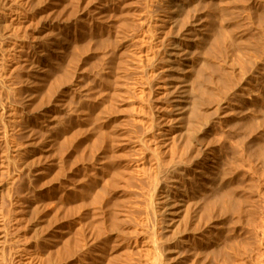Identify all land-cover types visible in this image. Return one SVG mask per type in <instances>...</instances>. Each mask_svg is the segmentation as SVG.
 Returning a JSON list of instances; mask_svg holds the SVG:
<instances>
[{"label": "rangeland", "instance_id": "rangeland-1", "mask_svg": "<svg viewBox=\"0 0 264 264\" xmlns=\"http://www.w3.org/2000/svg\"><path fill=\"white\" fill-rule=\"evenodd\" d=\"M159 1L160 3H158ZM218 2L225 7H223V10H226L225 13L222 11V6ZM119 3L121 4L120 6ZM161 3L164 7H162ZM98 7H105L104 10H106H103L104 12L102 11L101 14H95V10ZM121 8H124L123 12ZM148 8L155 15L160 14L167 8L171 17L174 18L175 22L172 21V23H174L172 28L176 27L177 29L175 28L173 35L170 36L169 42H177L176 40H178L181 35L187 34L188 30L193 28V23L196 25L201 24L204 28L203 32L205 34L198 41L199 44L196 46V49L193 48L196 53L192 49L195 55H191L194 59L198 60V62L193 60L194 65H196L195 70L199 71H194V74L199 76L197 80L198 82H196L195 79L190 81V88L194 91V93L191 91L193 96H196V99H198L199 102L200 100L202 102L199 104V115L204 117L198 116L197 119L200 117L201 121L199 122V120H197L198 129L194 139L191 141L192 143H188L189 147L186 144L187 142L182 144L185 148L181 146L184 148L183 150H186H181L180 155H183V152H185L186 155H183L184 157L181 156L182 158L180 155H177L178 160L175 158V161L177 162H186L188 165L190 164L189 166H193L187 171L188 173L186 172L188 177H186L187 175L185 176L182 174L185 178L181 175V170H179V172L178 170L175 171V177L177 179L173 176L174 172L173 174L169 172V174H172L169 176L168 173L158 175L157 179H159V182L155 179V181L149 183L150 189L149 186L147 187L148 183L146 184L145 181H140L136 175L133 174L135 173L134 168L136 165L140 164L136 161L139 152H137L138 150L134 145L135 143L133 144L134 146L131 144V146L121 149L123 145L122 143L127 139L132 140V142H134L133 139L136 140V138H134L136 137V135H134L136 134V131L138 134L137 136L142 134L141 124L134 121L133 116L136 113L134 112V115H132V112V116L129 115L133 109H137L135 107H137L138 95L136 96V94L138 89L141 86L148 88V84H145L146 82L144 80L139 79V81L141 80V83H134L138 80V76H135V74L132 73L137 68L135 63L130 62L133 67L131 65L128 66L130 70L125 77V82L131 86L134 91H131L130 97L126 95H120V97L116 96L118 99L116 101L113 99L112 104L115 103L116 107H121V109L116 108L115 104H111L106 114H109V111H111L114 116L112 117L111 113L109 114L111 118L109 115H105L107 118L109 117L111 119L109 120L114 123V127L118 126L115 127V131L117 129L119 130H117L118 132H115L116 134L114 133L119 140L112 138L114 141L116 140V142H120L119 144L113 143V153L112 150L111 152L108 150V144L110 142L109 138L106 139L105 137L103 141L102 139L99 140L102 142H99L98 139H96V135L94 134L97 132L96 128L98 125L91 119L92 117H88L89 113H91V116H94L100 109V106H95L100 98L98 97L99 93L97 92L99 89H94L95 91L92 90V93H88L90 85H93L96 80H99V83L103 85V90L106 89L108 85L106 80L111 77L108 72L113 73L121 69L122 58L117 56L118 53L116 52L115 27L118 28L123 26L125 28L128 26L129 28V24H134V22V26H136L135 28L138 27L135 29L130 26L132 27V30L133 28L135 29L133 32H136L135 37L138 38H135L136 41L134 40L132 46L131 42L128 43L129 50L132 47L130 50V52H132L130 53L129 61L134 60L135 62L133 56L137 55L138 48L142 47L137 40L140 36L147 35V32H145L146 30H141V21L146 19V13L149 12ZM6 9H8V11ZM172 9L175 10L176 13L171 12ZM118 10H121L122 16L126 15L128 17L125 16L126 19L124 17L120 18V12ZM124 11H126V13H124ZM142 12L146 15H140L143 14ZM152 12L151 14H153ZM130 13L133 14V17H130ZM82 14H85L86 21L81 22L82 24H77L78 18ZM117 15H119V18H117ZM129 17L130 20L132 21L133 19L134 22L126 24V20H129L127 19ZM141 17L142 19L139 21ZM184 19H186V21H184ZM5 21L9 25H12V28H10L12 30L7 32L0 26V105L4 106L5 109L7 108V110H14L16 116L14 115L13 118L16 120L13 119V122L9 123L10 125L8 124V126H10L6 127L8 129L4 127L5 125L0 123V132L6 134L2 135V140L0 139V182L3 184L9 183V185L6 186L2 183L1 184L3 188H9V195L13 197L12 199L9 198L7 192V198L10 199L9 201H14L11 203L6 198V201H4L6 202V205H4V203L2 204L4 205L2 207V212H4L5 215L8 213V215H6V220L8 222L6 223H11V227L8 225L10 227H8L10 232H17V234L22 233L25 241H28L29 239V243L26 242V244L30 251L32 249L31 252H33V254L40 256L42 259L40 264H54L52 263V259L54 258L49 256V254H46L48 252V244L53 245L55 249H58L62 253V255L63 253H66V249H64L66 247L64 245V239L69 236V234H66L67 231H69L68 233L72 231H70V229L65 230V228L68 227L70 220L76 222L71 227H74L75 230L73 231L75 232H73V235H70L71 240L76 241L75 243L70 241V243H72L70 246L72 247L77 244L79 247L76 246L79 250L81 248V251L78 250L76 252L77 264H94L92 257H90L96 249L89 241L92 237L96 241H94L95 244H97L96 246H99L100 243L103 242L101 244L103 247L102 251L106 252H103V257H100L101 264H151L152 259L148 257V247L152 248L154 256L156 257L158 255L159 259L161 258L160 260L164 261L165 264H264V0H0V23ZM122 23L124 25H122ZM195 24L193 25L195 26ZM105 27H109L111 32L108 29H105ZM182 27L187 28V30ZM230 28L233 31L232 33L235 32L236 36L232 33H228ZM173 30L174 29H172V32ZM176 30L181 31L176 33ZM107 31L109 33H107ZM60 36L63 40L58 44V47L55 42ZM234 36L236 38H234ZM104 38L105 40L108 38L106 41H110V43H108L112 46L110 45L108 47V43L107 45L106 43L103 44L102 41ZM230 39L234 40L232 41ZM235 39H237V42L233 43L236 41ZM240 39L242 40V43L245 44L244 47L241 41H238ZM201 41L204 42L202 43ZM53 43L58 48H56ZM159 43L157 48L161 51L159 52L157 49V53L162 52L163 54L157 55H163L162 59L164 58L163 60L165 61H160L161 58L158 56L157 59L159 58L158 61L162 63V65H167L169 63L166 62L167 58L165 57V51L170 46L164 42ZM241 50H244L243 52L245 54L242 55L243 52H241ZM236 51L239 54H237ZM198 53L200 56H198ZM202 53H206V59L203 58L204 56ZM42 54H44V57L46 54L45 62L39 64V66L37 64L38 57ZM1 55H4L5 57L1 58ZM75 55L78 56L75 61L79 64L74 61ZM47 58L48 60H46ZM244 59L247 60L248 63ZM114 61L115 64L113 65ZM201 61L203 65L201 64ZM243 62L244 64H242ZM110 64H112L113 67ZM74 65H76V67ZM109 65L112 68H109ZM36 66L38 67L37 72L35 69L37 68ZM109 69L113 70L110 71ZM201 70L203 73L200 72ZM243 70L245 72H243ZM39 71L40 73L43 71L42 74H45L42 75L44 81L42 80V84L38 82L35 84L33 83V77H36L37 79L40 74ZM240 73H243L241 74L242 76ZM72 74L74 75V78H72ZM200 75L202 76L200 77ZM68 76L72 77L69 78ZM63 77L65 78V81L62 79ZM131 80L133 82H131ZM142 81L144 82L142 83ZM133 83L137 85H134L135 87H133ZM47 86L49 91L46 89ZM86 92L89 96H92L93 94V98L90 97L92 101L90 100L91 104L89 105H92V108H98L92 109L89 107L88 109H85L84 106L77 117L76 113L73 112V109H75L80 98H82L84 102L87 97L89 98V96L85 94ZM198 93H200V96ZM42 94H45L44 96L47 97V99L43 97ZM94 96H97L95 100ZM131 96H134L135 99ZM119 99V102L121 103L118 104L116 102H118ZM41 100L43 102L46 101L43 103ZM74 100L76 104L73 102L72 105L71 103ZM96 100L97 102H95ZM55 101L59 102H57V104H60L62 101L61 105H64L65 108L61 107L63 110L60 109L56 112L54 111L52 114L53 119L50 117L51 120L47 119L49 117L42 118L45 117L47 111L49 112L51 110V105H53V102L55 104ZM64 101L65 103L69 101L68 103H70L71 106L69 107L68 105L70 104L68 103H66L68 107L65 106L66 104ZM99 101L98 104L102 102L101 99H99ZM103 102L102 106L104 107L107 101L104 100ZM128 104H130V108H128ZM132 104L135 106L134 108ZM71 107L72 110H70ZM113 109H116L118 112ZM36 112L39 114H36ZM42 112L44 113L43 115ZM55 113H59V115L57 114V116ZM128 115L129 117H133V119L129 118ZM114 117L116 119H114ZM120 118H123L124 120L127 119L124 121ZM80 120H83L82 123H84V125ZM118 121L120 124L116 123ZM126 121L127 123L130 122V125L129 123L123 124ZM62 126L64 131H60ZM76 126H78L80 130H76V128H78ZM89 126L92 127L93 131ZM133 127H135L136 130L133 129ZM84 128H87L92 132ZM127 128L128 130H126ZM204 130L205 132L203 133ZM75 131H80V135L78 132L75 133ZM43 134L46 136L44 137ZM74 134L76 136H74ZM61 135L63 137L62 140L60 137ZM86 135L89 138H87ZM115 135L114 137H116ZM120 136H124L123 139L125 140H122ZM75 137H78V140ZM94 137L95 140H93ZM195 137H201V140L200 138H197L198 140L196 143ZM33 142L35 143V147L42 145L41 142L46 146L45 150L37 156H41L40 159H36L38 162L37 164L36 162H30V159L32 160L33 157H31L32 153L28 154L34 148ZM58 143H60V145ZM206 143L208 145H206ZM4 144H7L6 146L9 148ZM14 146H22V149L11 153L9 150ZM59 146L63 150L60 149ZM26 147L28 152L26 151ZM204 147H207L208 149H203ZM191 148L193 151H191ZM201 149L202 151H200ZM5 150H8V153ZM204 150H206L205 154ZM211 152H214V154H211ZM197 153H200L202 156L199 157L200 154L197 155ZM7 156L9 160L6 158ZM112 156L116 158V161L118 160L117 158H119V165L117 166L119 172L114 170L116 168H110L108 166V159ZM207 156L208 159H205ZM43 157L45 159H43ZM147 158L149 159V156ZM38 159L45 161V164L43 161L39 162ZM210 159L213 160L211 161ZM182 160H184V162ZM203 160H206L205 167L202 166L204 164ZM26 162L27 164H25ZM38 165L41 166L39 167ZM72 166L73 168L70 171ZM98 166L99 168H102L97 169ZM40 168L44 170H41ZM65 169L66 171H64ZM199 169L204 172L202 173L201 178L200 176L198 177L195 175V172ZM72 171L74 173L72 174L73 181L74 178L76 179L74 181V191L68 190V184H66L67 181L65 180L69 174L71 175ZM103 171L109 173V176H105L106 174ZM40 173H42V175ZM178 174L181 176H178ZM38 175H41V177H38ZM112 175H115L117 178H114L115 176L113 177ZM172 176L174 178H172ZM195 176H197L198 179ZM109 177H111L110 179L113 178V180H110L111 183ZM189 177V180L192 181L195 179V181H189ZM93 178L97 181L94 179L93 182ZM202 178L203 180H201ZM173 179H175V182ZM112 181L114 184H112ZM187 181H189V183H187ZM138 182H142V184L140 183L141 186L143 185L142 187L145 186L142 188V191L143 193L147 192L144 193V195L146 194V198L148 196L147 194H149L148 198H150L151 201L150 199L145 198ZM156 183H159V185H156ZM34 184L35 186L36 184H39L42 187L44 186V188L42 189L39 185H37L36 188ZM189 184L193 185L191 186ZM192 187H195V189H192ZM175 188H183L180 190L184 195L183 198H185L186 212L185 210L184 212L186 215L183 213L184 218L182 217V219L185 220H181L183 222L179 224L180 226H178V228L176 227L177 229H175V232L173 231L174 234L169 231V228L167 227L168 219L171 218L168 214L169 208L167 195L174 191ZM60 191L61 193H59ZM184 191H188L187 194ZM51 192L53 194H50ZM62 193H67V196ZM74 193L76 194L74 195ZM80 195L81 197H79ZM213 201H216V203H213ZM150 202H152V204ZM55 203L57 205H55ZM58 204L63 207H60ZM15 209H18L20 212ZM40 209H42L44 213L41 212ZM15 215L22 216L23 218L25 217L26 221H23L25 218L20 224L19 222L11 221V217H15ZM23 226L26 229H23ZM59 226L60 229L62 228L61 230L64 229V231L60 232ZM76 226L78 228H76ZM18 228H22L23 230L21 229L19 232L20 229ZM41 229L44 230L42 231ZM42 232L44 234H42ZM63 232H65L66 235ZM111 235L112 237H110ZM47 236L50 237L47 238ZM39 237L43 238L40 239ZM108 237L110 238L108 239ZM103 239L106 240L103 241ZM62 241L63 245L61 244ZM39 245H41L43 249H46V251L43 250L42 247L40 248ZM104 247L107 248L104 249ZM40 249L42 250L40 251ZM38 251L42 254L40 252L39 254ZM105 254L107 255L106 257ZM62 255L61 259H64H62L63 262L59 261V263L56 264H60V262L61 264H66L64 261H67V254H64L63 257ZM94 255L96 254H93V256ZM77 258L80 259L81 262ZM109 261L111 263H109Z\"/></svg>", "mask_w": 264, "mask_h": 264}, {"label": "bare ground", "instance_id": "bare-ground-1", "mask_svg": "<svg viewBox=\"0 0 264 264\" xmlns=\"http://www.w3.org/2000/svg\"><path fill=\"white\" fill-rule=\"evenodd\" d=\"M16 1H18V0H16ZM162 1V0H161ZM181 2V1H180ZM13 3V2H12ZM19 3V2H18ZM114 3H116V2H114ZM113 3V4H114ZM158 3H160V1L158 2ZM182 3V2H181ZM189 3V2H188ZM218 3H220V2H218ZM224 3V2H223ZM117 4H118V2H117ZM162 4V3H161ZM160 4V5H161ZM221 4V3H220ZM16 5V4H15ZM121 4L119 3V6H120ZM172 5V4H171ZM223 4H221V6H222ZM226 5V4H225ZM166 6V5H165ZM220 6V7H221ZM122 7V6H121ZM161 7V6H160ZM162 7H164L163 6V4H162ZM161 7V8H162ZM169 7V6H168ZM171 7V6H170ZM223 7L224 6H222V11L225 13V9L223 10ZM7 8V7H6ZM105 8V7H104ZM104 8L103 7H98L95 11H96V13L95 14H101L102 13V11L104 10ZM147 8V7H146ZM160 8V9H161ZM225 8V7H224ZM118 9V8H117ZM122 9V8H121ZM124 9V8H123ZM123 9H122V12H123ZM151 9V8H150ZM167 9V8H166ZM164 10L163 12H161L160 14H154L152 11H150L149 10V8H148V11L150 12H148V13H146V11H145V13L147 14H145V13H143V14H140V15H144L145 16V20L144 21H141V19H142V17L139 19V21H141L140 23H141V30H146L145 32H147V35L146 36H144V35H142V36H140V38L137 40V41H139L140 42V44L142 45V47L141 48H138L139 50H138V52L136 53L137 55H135V56H133L134 58H135V62H134V60L133 61H129V56L131 55L130 53L132 52H130V50H131V48H130V50H129V45H128V43H130L131 42V46H132V43H134V40H135V38H138V37H135L136 36V32L134 33L133 32V30L135 31V29H137V28H135L136 26H134L135 25V22L133 21V19H132V21L130 20V17H133L132 15L133 14H131L130 13V17L129 18H127V19H129V20H126V24L128 23H133L134 22V24H129L130 26H132V27H134L133 28V30H132V27H130L129 26V28H128V26H126L125 28L122 26V27H115V37H116V41H115V44H116V52L118 53V55L117 56H120L121 58H122V61H121V69L119 70V71H115L117 68L116 67H114V68H116L114 71L115 72H113V73H111V72H108V73H110V75H111V77H110V79H108V80H106L107 81V88L106 89H104L103 90V85L102 84H100L99 83V80H96L95 82H94V84L93 85H90V87H89V92L88 93H90L92 90L93 91H95L94 89H99V91H97L98 93H96V94H98V97H100L99 99H101V103L100 104H98L100 101H99V99H98V103H96V105L95 106H100V109H99V111L94 115V116H91V113H89L88 114V117H92L91 119L93 120V121H95L96 123H97V125H98V127L96 128V130H97V132H95V134L94 135H96L95 137H96V139H98V141L99 140H101L102 139V141H103V139L106 137V139L107 138H109L110 139V142H109V139H108V142H109V144H108V150L111 152V150H112V153H113V143H118V142H116V140L114 141V139H112V138H116V139H118L119 140V138H117V135H115L116 133V131L118 130H116L115 131V127H118V126H115L114 127V123L113 122H111L110 120V118H111V116L109 115L110 113H111V111H109L110 113L109 114H106L107 112H108V110H109V107L111 106V104L113 103V99L116 101L118 98L117 97H120V95L121 96H124V95H126V96H128V97H130V93H131V91L133 90V88L131 87V86H129L126 82H125V77H126V75H127V73L129 72V65H131L130 64V62L131 63H135V66L137 67L136 68V70L135 71H133L132 73H134L135 74V76H138L137 78H138V80H137V82L135 81L134 83H141L140 81L141 80H144L146 83L145 84H148V88H146V87H140L139 89H138V91H137V94H136V96L138 95V97H137V107H135V106H133V104H132V106H133V108L135 107V108H137V109H133L132 108V106H131V108L133 109V111H131L130 112V116H132V115H134V112L136 113L133 117H134V121L136 122V123H140L141 124V126H142V134H140L139 136H137L138 134H137V131H136V134H134V133H132V134H134V135H136V137H134V136H132V137H134V138H136V140L135 139H133L134 140V142H132V140H130V139H127L126 141H124V143H122L123 145H122V147H121V149L123 148V149H125V148H127V147H129V146H131V144H132V146H134L135 145V147L137 148V152H139L138 153V157H137V159H136V161L137 162H139L140 164L139 165H136V167L134 168L135 170H134V172L135 173H133L134 175H136V177L140 180V181H145L146 182V184H147V187L149 186V183H152L153 181H155V179H157L158 178V175H160V174H162V173H168V176L169 175H172L173 174V172H174V174H175V171L176 170H178V172H179V170H181L182 172H180L181 173V175L182 174H184L186 177H188V174H186V172L190 169V167H192V166H189L188 165V163H186V162H184V160H182L184 163H182V162H177V161H175V158H177V155H180V151L182 150V151H185V150H183L184 148H185V146H183L182 144H184V143H186L187 144V146H188V143L189 142H191L193 139H194V136H195V134H196V131H197V129H198V122H197V120H199V122L201 121L200 120V117L202 116H200L199 115V104H201L202 102H201V100H200V102L198 101V99H196V96H193V93H194V91H192V88H190L191 86H190V84H191V82L190 81H193L192 79H195V81L196 82H198L197 80H198V78H199V76H196L195 74H194V71H196L195 70V66L196 65H194V61L196 60L197 62H198V60L197 59H194V57L193 56H191L192 54L193 55H195L194 54V49L193 48H195L196 49V46L199 44V40H200V38H202L205 34H204V32H203V30H204V28L201 26V24H195V23H193V24H195V26L192 24V26H193V28L191 29V30H188V32H187V34H183V35H181V37H179L178 38V40H176L177 42H175V43H173L171 40V42H169V38H170V36L171 35H173V33H174V31H175V28H172L174 25V23H172V21H174V18H172L171 17V14H170V12L168 11V9L167 10ZM219 9H221V8H219ZM7 11H8V9H6ZM106 10V9H105ZM104 10V11H105ZM169 10H171V9H169ZM103 11V12H104ZM119 11V10H118ZM128 11V10H127ZM21 12V11H20ZM114 12V11H113ZM117 12V11H116ZM120 13V18H125V16L126 15H124V16H122L121 15V10L119 11ZM138 12V11H137ZM151 12L153 13V14H151ZM171 12H175V10H173L172 9V11ZM191 12V11H190ZM220 12V11H219ZM118 13V12H117ZM124 13H126V11H124ZM128 13V12H127ZM176 13V12H175ZM189 13V12H188ZM94 14V13H93ZM114 14V13H113ZM136 14V13H135ZM138 14V13H137ZM128 15H129V13H128ZM140 15H138V16H140ZM89 16V15H88ZM88 16H86V17H88ZM122 16V17H121ZM135 16V15H134ZM173 16V15H172ZM229 16V15H228ZM108 17V16H107ZM126 17H128V16H126ZM136 17V16H135ZM175 17V16H174ZM178 17V16H177ZM195 17V16H194ZM89 18V17H88ZM109 18H111V17H109ZM114 18H116V17H114ZM117 18H119V15H117ZM116 18V19H117ZM144 18V17H143ZM112 19V18H111ZM126 19V18H125ZM173 19V20H172ZM68 20V19H67ZM118 20H121V19H118ZM117 20V21H118ZM11 21V20H10ZM86 21V19H85V14H82L79 18H78V21H77V24L78 23H81V22H85ZM92 21H93V19H92ZM91 21V22H92ZM95 21V20H94ZM128 21H131V22H128ZM184 21H186V19H184ZM66 22V21H65ZM175 22V21H174ZM177 22V21H176ZM16 23V22H15ZM69 23V22H68ZM113 23H114V21H113ZM119 23V22H118ZM183 23H186V22H183ZM82 24V23H81ZM121 24V23H120ZM137 24V23H136ZM76 25V24H75ZM107 25V24H106ZM122 25H124L123 23H122ZM140 25V24H139ZM187 25V24H186ZM228 25V24H227ZM230 25V24H229ZM0 26L1 27H3L4 28V30L5 31H7V32H9V31H11L12 29H10V28H12V25L10 24H8V23H6V21L5 22H1L0 23ZM101 26V25H100ZM176 26H177V24H176ZM184 26H185V24H184ZM98 27V26H97ZM102 27V26H101ZM121 28H124V29H121ZM178 28H179V26H178ZM182 28H184V27H182ZM222 28V27H221ZM10 29V30H9ZM94 29V28H93ZM105 29H108L109 30V27H105ZM172 29H174L173 30V32H172ZM177 29V28H176ZM184 29H186L187 30V28H184ZM235 30V29H234ZM110 32H111V29L109 30ZM139 31H140V29H139ZM177 31V30H176ZM178 31H181V30H178ZM176 32V33H179V32ZM226 31V30H225ZM225 31H224V33H225ZM236 31V30H235ZM138 32V31H137ZM171 32H172V34H171ZM184 32H185V30H184ZM233 31H232V29L230 28L229 30H228V33H232ZM76 33V32H75ZM107 33H109L108 31H107ZM113 34V33H112ZM146 34V33H145ZM233 35H235V32L234 33H232ZM139 35V34H138ZM177 36V35H176ZM175 36V37H176ZM180 36V35H179ZM236 36V35H235ZM234 36V38H236ZM75 37H77V36H75ZM1 38V37H0ZM173 38V37H172ZM108 39V38H107ZM106 39V40H107ZM111 39V38H110ZM205 39V38H204ZM61 40H63L62 38H61V36L60 37H58V39H56V44H57V46H58V44H60L61 43ZM105 40V38H104V40L102 41L103 42V44L104 43H106V45H107V43L109 42L110 43V41H106ZM114 40H115V38H114ZM113 40V41H114ZM202 40V39H201ZM206 40V39H205ZM230 40H232V39H230ZM234 40V39H233ZM232 40V41H233ZM236 41H234L233 43H235V42H237V39H235ZM136 41V40H135ZM212 41V40H211ZM229 41V40H228ZM238 41H241V43H242V40L240 39V40H238ZM139 42H138V44H139ZM161 43V42H164V43H166L167 45H169L170 47L165 51V57L167 58L166 60V62H168L169 64H167V65H162V63H160L158 60H159V58H161V60L160 61H165V60H163L162 59V57H163V55L162 56H159V55H157V54H163L162 52L161 53H157L158 52V43ZM202 43L204 42V41H201ZM244 42V41H243ZM67 43H69V42H67ZM78 43V42H77ZM109 43H108V47L111 45H109ZM159 43V44H160ZM170 43V44H169ZM214 43V42H213ZM212 43V44H213ZM45 44V43H44ZM54 44V43H53ZM205 44V43H204ZM232 44V43H231ZM243 44V47H244V43H242ZM241 44V45H242ZM105 45V46H106ZM54 46H55V44H54ZM57 46H55L56 48H58ZM112 46V45H111ZM115 46V45H114ZM21 47V46H20ZM52 47V46H51ZM138 47V46H137ZM200 47V46H199ZM202 47V46H201ZM241 47V46H240ZM54 48V47H53ZM82 48V47H81ZM134 48H136V47H134ZM235 48V47H234ZM246 48V47H245ZM85 49V48H84ZM108 49V48H107ZM111 49H112V47H111ZM137 49V48H136ZM158 49V50H157ZM160 49H161V46H160ZM163 49H164V46H163ZM192 49H193V51H192ZM201 49H203V48H201ZM240 49V48H239ZM14 50V49H13ZM53 51V50H52ZM90 51V50H89ZM106 51V50H105ZM110 51H113V50H110ZM161 50H159V52H160ZM164 51V50H163ZM204 51V50H203ZM209 51V50H208ZM244 50H241V52H243ZM246 51V50H245ZM15 52V51H14ZM107 52V51H106ZM205 52V51H204ZM237 52V51H236ZM1 53V52H0ZM116 53V54H117ZM196 53V52H195ZM15 54V53H14ZM40 54V53H39ZM87 54H89V53H87ZM236 54V53H235ZM237 54H239L238 52H237ZM243 54H245L244 52L242 53V55ZM44 54H42V55H40V57H38V55H37V57L39 58L38 59V62H37V64L39 65V64H43L44 62H45V57H46V54H45V57L43 56ZM97 55V54H96ZM202 55L204 56L203 58H205L206 59V53H202ZM241 55V54H240ZM242 55H241V57H242ZM247 55V54H246ZM245 55V56H246ZM2 56V55H1ZM14 56V55H13ZM48 56V55H47ZM63 56V55H62ZM73 56H74V54H73ZM157 56L159 57L158 59H157ZM198 56H200V54L198 53ZM237 56V55H236ZM3 57H5L4 55L1 57V58H3ZM49 57V56H48ZM196 57H197V55H196ZM207 57H208V53H207ZM50 58V57H49ZM55 58V57H54ZM76 58H78V56L77 55H75V57H74V61L76 60ZM81 58V57H80ZM79 58V59H80ZM97 58V57H96ZM106 58V57H105ZM104 58V59H105ZM118 58V57H117ZM199 58V57H198ZM201 58H202V56H201ZM246 58V57H245ZM52 59V58H51ZM87 59V58H86ZM103 59V60H104ZM204 59V60H205ZM3 60V59H2ZM46 60H48V58L46 59ZM111 60V59H110ZM131 60H132V58H131ZM194 60V61H193ZM199 60H200V58H199ZM245 60V59H244ZM78 61V60H77ZM90 61V60H89ZM207 61V60H206ZM246 62H247V60H245ZM51 62V61H50ZM76 62V61H75ZM106 62V61H105ZM105 62H103V63H105ZM196 62V63H197ZM245 62V63H246ZM35 63H36V60H35ZM73 63V62H72ZM77 63V62H76ZM94 63V62H93ZM110 63V62H109ZM113 63V62H112ZM248 63V62H247ZM246 63V64H247ZM63 64V63H62ZM77 64H79V63H77ZM106 64V63H105ZM105 64H104V66H105ZM115 64V61H114V63H113V65ZM201 64H202V61H201ZM242 64H244V62L242 63ZM33 66H35L34 64H32ZM92 65V64H91ZM111 66H112V64H110ZM109 65V66H110ZM117 65V64H116ZM203 65V64H202ZM202 65H199V66H202ZM40 66V65H39ZM75 67H76V65H74ZM74 66H72V67H74ZM79 66V65H78ZM93 66V65H92ZM101 66H102V64H101ZM108 66V65H107ZM109 67V68H112V67ZM132 67H133V65H131ZM244 66V65H243ZM247 66V65H246ZM31 67V66H30ZM37 67V66H36ZM245 67V66H244ZM32 68V67H31ZM199 68V67H198ZM205 68V67H204ZM203 68V69H204ZM36 69V72H37V69H38V67L37 68H35ZM34 69V70H35ZM59 69H61V68H59ZM202 69V68H201ZM245 69V68H244ZM75 70H76V68H75ZM74 70V71H75ZM110 71H112L113 69H109ZM41 71V70H40ZM40 71H39V73H40ZM106 71V70H105ZM43 72V71H42ZM42 72L39 74V77L36 79V77H33V76H31V77H33V83H35L36 84V82H38V83H41L42 84V80H43V77H42V75L44 74H42ZM75 72H77V71H75ZM196 72H199V71H196ZM200 72H202V70L200 71ZM243 72H245L244 70H243ZM65 73H67V72H65ZM131 73V74H132ZM203 73V72H202ZM31 74V73H30ZM71 74V73H70ZM78 74V73H77ZM197 74V73H196ZM241 74H243V73H240V75ZM33 75V74H32ZM45 75V74H44ZM68 75V74H67ZM66 75V76H67ZM73 75V74H72ZM129 75V74H128ZM57 76H58V74H57ZM130 76V75H129ZM202 75H200V77H201ZM242 76V75H241ZM65 77V76H64ZM62 78L64 81H65V78ZM69 77V76H68ZM72 77V76H71ZM71 77H69V78H71ZM72 78H74V75H73V77ZM78 78V77H77ZM32 79V78H31ZM45 79V78H44ZM75 79H76V77H75ZM82 79V78H81ZM98 79V78H97ZM131 79V78H130ZM134 79V78H133ZM136 79V78H135ZM139 79H141L140 81H139ZM201 79V78H200ZM74 80V79H73ZM44 81V80H43ZM130 81V80H129ZM144 81H142V83L144 82ZM131 82H133L132 80H131ZM149 82V83H148ZM200 82V81H199ZM203 82V81H202ZM56 83V82H55ZM57 83H59V82H57ZM67 83V82H66ZM71 83V82H70ZM92 83V82H91ZM132 84L133 85V87H135L136 85L135 84ZM193 83V82H192ZM34 84V85H35ZM47 84V83H46ZM45 84V85H46ZM64 84H65V82H64ZM63 84V85H64ZM73 84V83H72ZM105 84H106V82H105ZM130 84V83H129ZM54 85V84H53ZM77 85H78V83H77ZM102 85V86H101ZM135 85V86H134ZM197 85V84H196ZM40 86V85H39ZM59 86V85H58ZM65 86H66V84H65ZM38 87V86H37ZM81 87V86H80ZM150 87V88H149ZM35 88H36V86H35ZM39 88V87H38ZM41 88V87H40ZM76 88V87H75ZM79 88V87H78ZM77 88V89H78ZM85 88V87H84ZM88 88V87H87ZM47 90H48V86H47V88H46ZM55 89V88H54ZM71 89V88H70ZM136 89V90H137ZM42 90V89H41ZM194 90H195V87H194ZM201 90V89H200ZM49 91V90H48ZM73 91V90H72ZM86 91V90H85ZM119 91V92H118ZM134 91V90H133ZM193 93H192V92ZM40 92V91H39ZM68 92V91H67ZM77 92V91H76ZM84 92V91H83ZM136 92V91H135ZM199 92V91H198ZM201 92V91H200ZM73 93H74V91H73ZM92 93V92H91ZM192 93V94H191ZM84 94V93H83ZM85 94H87V92L85 93ZM45 94H42V96L43 97H45L44 96ZM88 95V94H87ZM95 95V94H94ZM119 95V96H118ZM198 95L200 96V93H198ZM79 96V95H78ZM89 96V95H88ZM116 97V99H115V97ZM135 96V95H134ZM134 96H131L132 98L134 97ZM41 97V96H40ZM49 97V96H48ZM75 97V96H74ZM90 97H92L93 98V94H92V96L90 95L89 96V98L87 97V99L85 100V102H86V104H85V102L83 101V99L82 98H78L79 99V101H78V103L76 104V102H75V100L74 101H72V105H73V102H75L74 104H76V106H75V109H73V112H75L76 113V115H77V117H78V114H79V112L83 109V107L85 106V109L87 108H89V107H91L89 104H91V98ZM97 97V96H96ZM95 96H94V100H95V98H96ZM250 97V96H249ZM46 99H47V97H45ZM86 98V97H85ZM132 98H131V100H132ZM199 98V97H198ZM201 98V97H200ZM40 99V98H39ZM50 99V98H49ZM129 99V98H128ZM127 99V100H128ZM134 99H135V97H134ZM250 99V98H249ZM56 100H58V99H56ZM68 100H69V98H68ZM91 100V101H90ZM107 101L106 102V104H105V106L103 107L102 105V103H104L103 101ZM130 100V99H129ZM33 101V100H32ZM42 101V100H41ZM46 101V100H45ZM44 101V102H45ZM77 101V100H76ZM114 101V102H115ZM120 101V99L118 100V102H116V103H121V102H119ZM247 101H249V100H247ZM43 102V101H42ZM41 102V103H42ZM43 102V103H44ZM51 102V101H50ZM56 102V101H55ZM58 102V101H57ZM57 102L54 104V102L52 103L53 105H51L52 106V108H51V110L48 112H46L45 113V117H42V118H47V117H49V118H47L48 120L50 119V117H51V119H53L52 118V114L54 113V111L56 112L57 110H63L62 108H65L64 107V105L62 106L61 105V102H60V104H57ZM69 101H67L66 103H68ZM95 102H97V100L95 101ZM131 102H133V101H131ZM43 103H42V105H43ZM59 103V102H58ZM64 103H65V101H64ZM65 103V104H66ZM92 103H94V102H92ZM108 103V104H107ZM125 103V102H124ZM129 103V102H128ZM136 103V102H135ZM63 104V103H62ZM68 104H70V103H68ZM71 104L70 105H68L69 107L71 106ZM115 104V103H114ZM114 104H112V105H114ZM117 104V105H118ZM46 105V104H45ZM65 106H67V104L65 105ZM67 106V107H68ZM102 106V107H101ZM128 106V108H130L129 106H130V104H128L127 105ZM45 107V106H44ZM46 107H47V105H46ZM62 107V108H61ZM93 107V106H92ZM91 107V108H92ZM115 107H116V104H115ZM123 107V106H122ZM202 107V106H201ZM13 108V107H12ZM11 108V109H12ZM73 108H74V106H73ZM95 108V107H94ZM94 108H92V109H94ZM98 108V107H97ZM97 108H95V109H97ZM116 108H118V107H116ZM126 108V107H125ZM118 109H121V107L120 108H118ZM124 109V108H123ZM49 110V109H48ZM65 110V109H64ZM70 110H72V107H71V109ZM75 110V111H74ZM113 110H116V109H113ZM125 110V109H124ZM131 110V109H130ZM38 111V110H37ZM66 111V110H65ZM117 111V110H116ZM137 111V112H136ZM151 111V112H150ZM45 112V111H44ZM61 112V111H60ZM71 112V111H70ZM118 112V111H117ZM132 112H133V114H132ZM151 114H150V113ZM38 112H36V114H37ZM41 113V112H40ZM63 113V112H62ZM74 113V114H75ZM17 114V113H16ZM39 114V113H38ZM44 113L42 112V115H43ZM56 114V113H55ZM58 115H59V113H57ZM56 114V115H57ZM73 114V113H72ZM71 114V115H72ZM119 114V113H118ZM132 114V115H131ZM202 114V113H201ZM208 114V113H207ZM14 115H15V111L14 110H7V108L5 109L4 108V106H1L0 105V123L2 124V125H5L4 127L6 128V127H10V126H8V124L9 123H12L13 122V117H14ZM57 115V116H58ZM105 115H109L110 116V118L108 117H106ZM111 115H112V113H111ZM116 115V114H115ZM129 115H128V117H129ZM214 116H216L215 114H213ZM16 116V115H15ZM65 116V115H64ZM114 115H112V117H113ZM120 116V115H119ZM118 116V117H119ZM198 116H200L199 117V119H197L198 118ZM18 117V116H17ZM76 117V116H75ZM75 117H73V118H75ZM80 117V116H79ZM116 117H117V115H116ZM125 117V116H124ZM127 117V118H128ZM133 117H129V118H131V119H133ZM202 117H204V116H202ZM81 118V117H80ZM79 118V119H80ZM104 118H106V119H104ZM126 118V119H127ZM128 118V119H129ZM50 119V120H51ZM76 119V118H75ZM110 119V120H109ZM114 119H116L115 117H114ZM120 119H123V118H120ZM125 119V120H126ZM206 119V118H205ZM14 120H16V119H14ZM47 120V121H48ZM124 120V119H123ZM124 120V121H125ZM130 120V119H129ZM128 120V121H129ZM81 121V120H80ZM83 121V120H82ZM82 121H81V123H82ZM84 122H86V121H84ZM122 122V121H121ZM47 123V122H46ZM74 123V122H73ZM86 123H88V122H86ZM116 123H119V121L118 122H116ZM127 123V121L126 122H124L123 124H126ZM129 123V125H130V122H128ZM127 123V124H128ZM135 123V124H136ZM203 123V122H202ZM201 123V124H202ZM57 124V123H56ZM83 125H84V123H82ZM120 124V123H119ZM118 124V125H119ZM10 125V124H9ZM43 125H44V123H43ZM76 125H77V123H76ZM80 125V124H79ZM86 125V124H85ZM206 125V124H205ZM91 126V125H90ZM89 126V128H91V130L93 131V129H92V127H90ZM119 126H121V125H119ZM124 126V125H123ZM206 126H208V125H206ZM45 127V126H44ZM76 127H78V126H76ZM85 127V126H84ZM126 127H130V126H126ZM135 127H137V126H135ZM135 127H133V129H135ZM12 128V127H11ZM81 128V127H80ZM88 128V127H87ZM87 128H84V129H86V130H89V129H87ZM122 128V127H121ZM131 128H132V126H131ZM199 128H200V126H199ZM203 128V127H202ZM6 129H8V128H6ZM10 129V128H9ZM13 129V128H12ZM77 129H79V127L78 128H76V130ZM83 129V128H82ZM119 129H120V127H119ZM130 129V128H129ZM59 130V129H58ZM64 131V128H63V126L61 127V129H60V131ZM80 130V129H79ZM91 130H89V131H91ZM126 130H128V128L126 129ZM136 130V129H135ZM134 130V131H135ZM203 130V129H202ZM206 130V129H205ZM205 130L203 131V133L205 132ZM1 131V130H0ZM12 131V130H11ZM88 131V132H89ZM91 131V132H92ZM119 131V130H118ZM117 131V132H118ZM121 131H122V129H121ZM120 131V132H121ZM123 131H125V130H123ZM200 131V130H199ZM78 133H79V135H80V131H77ZM76 131H75V133H77ZM85 132V131H84ZM88 132H87V135H88ZM90 132V133H91ZM126 132V131H125ZM130 132H131V130H130ZM133 132V131H132ZM138 132H139V130H138ZM7 133V132H6ZM90 133H89V136H90ZM115 133V134H114ZM129 133V132H128ZM217 133V132H216ZM91 134H93V133H91ZM131 134V133H130ZM2 135H6V134H3L2 132H0V139H1V137H2ZM32 135V134H31ZM44 135V134H43ZM51 135V134H50ZM86 135V136H87ZM114 135L116 136V137H114ZM122 135V134H121ZM124 135V134H123ZM128 135V134H127ZM46 135H44V137H45ZM48 136V135H47ZM74 136H76L75 134H74ZM78 136V135H77ZM92 136V135H91ZM197 136H198V134H197ZM215 136V135H214ZM213 136V137H214ZM57 137V136H56ZM61 137V140H62V135L60 136ZM59 137V138H60ZM95 137H94V139L93 140H95ZM119 137V136H118ZM6 138V137H5ZM51 138H52V136H51ZM76 139L78 138V137H75ZM82 138V137H81ZM87 138H89L88 136H87ZM90 138H93V137H90ZM120 138H122V140H125V139H123L124 138V136H120ZM197 138H200V140H201V137H197ZM196 137H195V141H196V143H197V139ZM55 139V138H54ZM72 139V138H71ZM76 139H74V140H76ZM2 140V139H1ZM0 140V141H1ZM42 140H44V139H42ZM47 140V139H46ZM56 140V139H55ZM73 140V139H72ZM72 140H71V142H72ZM78 140V139H77ZM205 140V139H204ZM204 140H202V141H204ZM6 141V140H5ZM34 141V140H33ZM88 141V140H87ZM102 141H99V142H102ZM114 141V142H113ZM29 142V141H28ZM39 142H40V140H39ZM42 142H44V141H42ZM41 142V144L42 145H39V146H36L35 147V143L33 144L34 145V148H33V150L31 151V152H29L28 154H30V153H32V155H31V157H33L32 158V160L30 159V162L31 163H34V162H36V164L38 163L37 161H36V159L37 158H39L40 159V157H37L40 153H42L44 150H45V148H46V146L43 144ZM47 142H49V141H47ZM61 142V141H60ZM94 142V141H93ZM96 142V141H95ZM106 142V141H105ZM206 142V141H205ZM213 142V141H212ZM37 143V142H36ZM50 143V142H49ZM51 143H53V142H51ZM69 143V142H68ZM97 143V142H96ZM120 143V142H119ZM118 143V144H119ZM135 143V144H134ZM192 143V142H191ZM198 143H200V142H198ZM208 143V142H207ZM206 143V145H208ZM20 144H22V143H20ZM19 144V145H20ZM29 144V143H28ZM38 144V143H37ZM40 144V143H39ZM47 144V143H46ZM59 145H60V143H58ZM106 144V143H105ZM111 144V145H110ZM134 144V145H133ZM213 144V143H212ZM1 145H2V143H1ZM5 146L7 145V144H4ZM3 145V146H4ZM18 145V144H17ZM27 145V144H26ZM51 145V144H50ZM116 145V144H115ZM121 145V144H120ZM202 145V144H201ZM201 145H198V146H201ZM5 146H4V148H5ZM52 146V145H51ZM62 146V145H61ZM66 146V145H65ZM181 146H183V147H181ZM198 146H196V147H198ZM204 146V145H203ZM7 147V146H6ZM30 147V146H29ZM50 147V146H49ZM58 147V146H57ZM60 147V146H59ZM189 147V146H188ZM7 148H9V147H7ZM25 148V147H24ZM48 148V147H47ZM120 148V147H119ZM207 148V147H206ZM205 147L203 148V149H206ZM6 149V148H5ZM19 149H22V146L21 147H19V146H14L13 148H11L9 151H11V153L12 152H15L16 150L18 151ZM60 149H62L61 147H60ZM70 149V148H69ZM120 149V150H121ZM208 149V148H207ZM206 149V150H207ZM210 149V148H209ZM8 150H5L7 153H8ZM63 150V149H62ZM65 150V149H64ZM135 150V149H134ZM206 150H204V154H205V151ZM21 151V150H20ZM19 151V152H20ZM26 151H27V147H26ZM66 151V150H65ZM106 151V150H105ZM108 151V152H109ZM191 151H193V149L191 148ZM195 151V150H194ZM200 151H202V149L200 150ZM211 151V150H210ZM214 151V150H213ZM19 152H18V154H19ZM28 152V151H27ZM46 152H48V151H46ZM61 152V151H60ZM76 152V151H75ZM5 153V152H4ZM21 153V152H20ZM106 153H107V151H106ZM185 152H183L182 154L185 156L186 155V153L184 154ZM188 153V152H187ZM190 153V152H189ZM214 154V152H211V154ZM21 154H23V153H21ZM27 154V153H26ZM25 154V155H26ZM61 154V153H60ZM64 154V153H63ZM66 154V153H65ZM130 154V153H129ZM148 154V155H147ZM200 154V153H199ZM198 153H197V155H199ZM83 155V154H82ZM114 155V154H113ZM183 155H180V157L181 156H183ZM188 155V154H187ZM191 155V154H190ZM189 155V156H190ZM194 155V154H193ZM27 156V155H26ZM25 156V157H26ZM43 156V155H42ZM45 156H46V154H45ZM64 156V155H63ZM96 156V155H95ZM110 156V155H109ZM116 156V155H115ZM149 156V159L147 158ZM183 156V157H184ZM195 156V155H194ZM200 156H202L201 154L199 155V157ZM28 157H29V155H28ZM117 157V156H116ZM198 157V158H199ZM7 159H8V156L6 157ZM9 158H10V156H9ZM67 158V157H66ZM97 158V157H96ZM128 158H129V155H128ZM127 158V159H128ZM182 158V157H181ZM196 158V157H195ZM197 158V159H198ZM205 158V157H204ZM203 158V159H204ZM7 159H6V161H7ZM11 159H12V156H11ZM38 159V160H39ZM43 159H45L44 157H43ZM100 159V158H99ZM118 160H119V158H117ZM202 159V158H201ZM205 159H208V156H207V158H205ZM9 160V159H8ZM28 160V159H27ZM84 160V159H83ZM97 160V159H96ZM105 160L107 161V159L105 158ZM116 161V158L114 157V156H112V157H110L109 159H108V166L110 167V168H116V169H114V170H117V166L119 165V161ZM134 160V159H133ZM177 160H178V158H177ZM188 160H189V158H188ZM211 160V159H210ZM213 160V159H212ZM211 160V161H212ZM40 161H43L42 159L41 160H39V162ZM135 161V162H136ZM198 161V160H197ZM201 161V160H200ZM204 161V160H203ZM206 161V160H205ZM205 161H204V164H205ZM28 162V161H27ZM27 162L25 163V164H27ZM44 162V164H45V161H43ZM46 162H47V160H46ZM84 162V161H83ZM189 162V161H188ZM8 163V162H7ZM76 163V162H75ZM96 163H100V162H96ZM121 163V162H120ZM190 163V162H189ZM210 163V162H209ZM3 164V163H2ZM30 164V163H29ZM41 164V163H40ZM71 164V163H70ZM95 164V163H94ZM197 164H198V162H197ZM202 165V166H206V164L205 165ZM68 165H69V161H68ZM72 165V164H71ZM83 165V164H82ZM200 165V164H199ZM209 165V164H208ZM3 166V165H2ZM39 166V165H38ZM41 166V165H40ZM39 166V167H40ZM97 166V165H96ZM37 167V166H36ZM63 167H65V166H63ZM68 167V166H67ZM93 167V166H92ZM95 167V166H94ZM119 167H121V166H119ZM208 167V166H207ZM213 167V166H212ZM3 168V167H2ZM30 168V167H29ZM32 168V167H31ZM69 168V167H68ZM73 168V166L70 168V171H71V169ZM88 168V167H87ZM99 168V166L97 167V169ZM102 168V167H101ZM101 168H99V169H101ZM123 168V167H122ZM41 169V168H40ZM64 169V168H63ZM130 169V168H129ZM196 169V168H195ZM216 169V168H215ZM214 169V170H215ZM2 170V169H1ZM4 170V169H3ZM41 170H44V169H41ZM69 170V169H68ZM74 170V169H73ZM103 170V169H102ZM121 170V169H120ZM35 171V170H34ZM64 171H66V169L64 170ZM63 171V172H64ZM101 171V170H100ZM118 172H119V170H117ZM196 171V170H195ZM68 172V171H67ZM104 172V171H103ZM115 172V171H114ZM113 172V173H114ZM117 172V173H118ZM169 172H171L172 174H169ZM70 173V172H69ZM106 175L105 176H109V173H106V172H104ZM116 173V174H117ZM121 173V172H120ZM179 173V174H180ZM188 173V172H187ZM202 173H204V172H202V170L201 169H199L198 171H196L195 172V175H197L198 177L200 176V178H201V176H202ZM38 174V173H37ZM41 175H42V173H40ZM72 174H74L73 173V171L71 172V175L69 176L68 175V177H67V175H66V177H67V179H65L66 181H67V183L66 184H68L67 186V188H68V190H73L74 189V181L76 180L75 178H74V181H73V179H72ZM78 174V173H77ZM94 174V173H93ZM115 174V175H116ZM119 174V173H118ZM117 174V175H118ZM173 174V176L175 177L176 176V174L174 175ZM178 174V176H181V175H179ZM190 174V173H189ZM193 174V173H192ZM191 174V175H192ZM41 175L39 176L38 175V177H41ZM114 175V176H115ZM116 175V176H117ZM99 176V175H98ZM104 176V177H105ZM113 176V175H112ZM113 176V177H114ZM114 177V178H117V177ZM172 176V178H174ZM183 176V175H182ZM185 176H183V178H185ZM190 176V175H189ZM197 176H195L196 178H197ZM204 176V175H203ZM63 177V176H62ZM75 177V176H74ZM94 177V176H93ZM194 177V178H195ZM96 178V177H95ZM95 178H93L92 180H93V182H94V179ZM100 178V177H99ZM107 178V177H106ZM111 177H109V181L110 180H113V178L112 179H110ZM176 178V177H175ZM205 178V177H204ZM209 178V177H208ZM1 179H3V178H1ZM169 179V178H168ZM177 179V178H176ZM190 179V177L188 178V180ZM198 179V178H197ZM108 180V179H107ZM118 180V179H117ZM158 180V182H159V179H157ZM161 180V179H160ZM174 180V182H175V179H173ZM180 180V179H179ZM181 180H182V178H181ZM201 180H203V178L201 179ZM210 180H211V178H210ZM219 180V179H218ZM217 180V181H218ZM65 181V182H66ZM95 181H97L96 179H95ZM108 181V182H109ZM116 181V180H115ZM178 181V180H177ZM189 181H191V180H189ZM189 181H187V183H189ZM192 181H195V179L194 180H192ZM191 181V182H192ZM198 181H200V180H198ZM209 181V180H208ZM6 182V181H5ZM8 182V181H7ZM59 182V181H58ZM65 182H64V185H65ZM93 182H91L92 184H95V183H93ZM107 182V181H106ZM105 182V183H106ZM162 182V181H161ZM179 182V181H178ZM190 182V183H191ZM201 182V181H200ZM211 182V181H210ZM2 182H0V264H40L41 263V258H40V256L39 255H37V254H33V252H31L32 251V249H31V251H30V249H29V247L27 246V244H26V242L27 243H29L28 241H29V239H28V241H25V239H24V235H22V233H18L17 234V232L16 233H13V232H10V230H9V228L11 227V223L9 224V223H6V222H8L7 220H6V215H8V213H6V215H5V213L4 212H2L3 211V209H2V207L4 206V205H6V202H4V201H6V198H7V192H8V196H9V198H13V197H11V195H9V188H3V186H2V184H1ZM43 183V182H42ZM97 183V182H96ZM110 183H111V181H110ZM139 183V182H138ZM141 184H142V182H140ZM139 183V184H140ZM183 183V182H182ZM182 183H180V184H182ZM186 183V182H185ZM197 183V182H196ZM40 184H41V182H40ZM44 184V183H43ZM42 184V185H43ZM78 184V183H77ZM112 184H114L113 183V181H112ZM141 184H140V186H141ZM145 184V185H146ZM178 184V183H177ZM176 184V185H177ZM197 184H199V183H197ZM197 184H196V186H197ZM204 184V183H203ZM3 185H9V183L7 184H3ZM37 185H39V184H36V186ZM45 185V184H44ZM96 185V184H95ZM156 185H159V183H156ZM167 185V184H166ZM165 185V186H166ZM179 185V184H178ZM188 185V184H187ZM189 185H193V184H189ZM201 185V184H200ZM34 186H35V184H34ZM35 186V187H36ZM40 186V185H39ZM61 186V185H60ZM143 186V185H142ZM141 186V191H142V188H144V187H142ZM181 186V185H180ZM195 186V187H196ZM203 186V185H202ZM204 186H205V184H204ZM40 187H42V186H40ZM97 187V186H96ZM184 187V186H183ZM195 187L193 188L192 187V189H195ZM206 187V186H205ZM37 188V187H36ZM44 188V186L42 187V189ZM60 188V187H59ZM61 188H63V187H61ZM109 188V187H108ZM152 188V187H151ZM38 189H39V187H38ZM37 189V190H38ZM57 189V188H56ZM65 189V188H64ZM63 189V190H64ZM101 189V188H100ZM99 189V190H100ZM149 189H150V186H149ZM153 189V188H152ZM161 189V188H160ZM169 189V188H168ZM171 189V188H170ZM180 189H183V188H175L174 189V191H170V190H168V191H170L171 193L169 194V195H167L166 197L168 198V210H169V216L171 217V218H169L168 219V228H169V231H171L172 233H174L175 232V229H177L178 228V226H180L179 224H181L183 221H181V220H185V219H182V217L184 216V215H186L185 214V212H186V210H185V208H186V204H185V201H184V199L185 198H183L184 197V195H183V193H182V191L180 190ZM187 189H189V188H187ZM8 190V191H7ZM45 190V189H44ZM143 190H145V189H143ZM191 190V189H190ZM43 191V190H42ZM57 191V190H56ZM74 191V190H73ZM72 191V192H73ZM145 191H148V190H145ZM193 191V190H192ZM196 191H197V189H196ZM162 192V191H161ZM184 192H186V191H184ZM188 192V191H187ZM187 192H186V194H187ZM37 193V192H36ZM39 193H40V191H39ZM58 193V192H57ZM56 193V194H57ZM59 193H61V191L59 192ZM77 193V192H76ZM76 193H74V195L76 194ZM103 193V192H102ZM105 193H106V191H105ZM141 193V192H140ZM142 193H143V191H142ZM144 193H147V192H144ZM144 193H143V195H144ZM197 193V192H196ZM43 194V193H42ZM50 194H53L52 192L50 193ZM62 194H65V193H62ZM67 194V193H66ZM65 194V195H66ZM104 194V193H103ZM185 194V193H184ZM185 194V195H186ZM41 195V194H40ZM61 195V194H60ZM64 195V196H65ZM90 195V194H89ZM148 196H149V194H147ZM39 196V195H38ZM52 196V195H51ZM59 196V195H58ZM63 196V197H64ZM67 196V195H66ZM65 196V197H66ZM71 196H73V195H71ZM107 196V195H106ZM145 196V198H146V194L144 195ZM148 196H147V198L146 199H150V198H148ZM42 197V196H41ZM79 197H81V195L79 196ZM52 198V197H51ZM60 198H61V196H60ZM59 198V199H60ZM88 198V197H87ZM166 198V199H167ZM8 199V198H7ZM24 199V198H23ZM53 199V198H52ZM57 199V198H56ZM91 199V198H90ZM101 199V198H100ZM10 199H8V201H9ZM16 200V199H15ZM54 200V199H53ZM63 200V199H62ZM64 200H65V198H64ZM60 201V200H59ZM74 201V200H73ZM150 201H151V199H150ZM217 201V200H216ZM216 201H213V203H216ZM9 202H11V201H9ZM12 202H14V201H12ZM11 202V203H12ZM17 202V201H16ZM22 202H23V200H22ZM54 202H55V200H54ZM57 202H58V200H57ZM56 202V203H57ZM67 202H68V198H67ZM66 202V203H67ZM100 202V201H99ZM152 202L154 203V201L152 200ZM152 202H150L151 204H152ZM4 203V205H2ZM18 203H19V201H18ZM18 203H17V205H18ZM55 203V205H57ZM59 203V202H58ZM65 203V204H66ZM70 203V202H69ZM74 203V202H73ZM81 203V202H80ZM103 203V202H102ZM14 204V203H13ZM37 204V203H36ZM39 204H41V203H39ZM52 204H54V203H52ZM60 204H61V202H60ZM64 204V205H65ZM75 204V203H74ZM188 204V203H187ZM16 205V206H17ZM23 205H24V203H23ZM22 205V206H23ZM59 205V204H58ZM73 205V204H72ZM100 205V204H99ZM147 205V204H146ZM216 205V204H215ZM21 206V205H20ZM40 206V205H39ZM60 206V205H59ZM67 206H69V205H67ZM217 206V205H216ZM6 207V206H5ZM19 207V206H18ZM17 207V208H18ZM25 207V206H24ZM60 207H63V206H60ZM71 207V206H70ZM73 207H74V205H73ZM79 207V206H78ZM147 207V206H146ZM151 207V206H150ZM211 207H212V205H211ZM14 208V207H13ZM67 208H69V207H67ZM99 208V207H98ZM65 209V208H64ZM75 209V208H74ZM7 210V209H6ZM15 210H17L18 211V209H15ZM20 210V209H19ZM41 210V212H43L42 211V209H40ZM153 210V209H152ZM184 210H185V212H184ZM201 210V209H200ZM23 211H24V208H23ZM38 211V210H37ZM111 211V210H110ZM148 211V210H147ZM157 211V210H156ZM6 212V211H5ZM18 212H20V211H18ZM17 212V213H18ZM39 212V211H38ZM64 212V211H63ZM92 212V211H91ZM4 213V214H3ZM35 213H37V212H35ZM44 213V212H43ZM42 213V214H43ZM183 213H184V215H183ZM188 213V212H187ZM24 214V213H23ZM69 214V213H68ZM70 214H72V213H70ZM83 214V213H82ZM89 214V213H88ZM98 214V213H97ZM154 214V213H153ZM37 215H39L38 213H37ZM75 215V214H74ZM156 215H157V213H156ZM44 216V215H43ZM9 217V216H8ZM45 217V216H44ZM44 217H42V218H44ZM48 217V216H47ZM69 217V216H68ZM76 217V216H75ZM25 218V217H24ZM22 216H16L15 215V217H11V221H13V222H19V224L21 223V221L24 219ZM67 218V217H66ZM74 218V217H73ZM184 218V217H183ZM63 219H64V217H63ZM69 219V218H68ZM68 219H66V220H68ZM147 219V218H146ZM148 219H149V217H148ZM147 219V220H148ZM76 220H77V218H76ZM10 221V222H11ZM23 221H26V218L23 220ZM65 221V220H64ZM69 221V220H68ZM47 222H48V220H47ZM50 222V221H49ZM26 223V222H25ZM74 223H76V222H74V220L72 221V220H70V223H68V227H66L65 228V230L66 229H70V231H72V232H70V233H68L69 231H67V235L69 234V236H67V238H65L64 239V245L66 246L64 249H66V253H63V255H62V253L58 250V249H55L54 248V246L53 245H49L48 244V252L46 253V254H49V256H51V257H53L55 260H58V261H55L54 259H52V263H54V264H56V263H59V261H62L63 262V260L61 259V255H62V257L64 256V254L66 255L67 254V257H66V259H67V261L65 260L64 262H66V264H77V262H76V252L79 250V246L77 247L76 245H74V246H70L73 242L75 243V241H72L71 240V237H70V235H73V232H75V231H73V230H75L74 229V227L73 228H71L73 225H74ZM8 225H10V227L8 226ZM22 225H23V223H22ZM35 225H36V223H35ZM49 225V224H48ZM18 226V225H17ZM25 226V225H24ZM23 226V229H26L25 227ZM9 227V228H8ZM20 227V226H19ZM36 227V226H35ZM61 227H62V225H61ZM64 227V226H63ZM177 227V228H176ZM76 228H78L77 226H76ZM180 228V227H179ZM18 229H20L19 230V232L21 231V229L22 228H18ZM22 229V230H23ZM59 229H60V226H59ZM62 229V228H61ZM60 229V232L61 231H64V229L63 230H61ZM42 230V229H41ZM44 230V229H43ZM42 230V231H43ZM48 230V229H47ZM78 230V229H77ZM76 230V231H77ZM18 231V230H17ZM81 231V230H80ZM174 231V232H173ZM23 232V231H22ZM27 232V231H26ZM25 232V233H26ZM178 232V231H177ZM25 233H23V234H25ZM41 233V232H40ZM46 233V232H45ZM55 233V232H54ZM57 233V232H56ZM64 234H65V232H63ZM77 233V232H76ZM87 233V232H86ZM42 234H44L43 232H42ZM42 234H41V236H42ZM51 234L53 235V233L51 232ZM60 234V233H59ZM65 234V235H66ZM100 234V233H99ZM144 234V233H143ZM146 234V233H145ZM175 234V233H174ZM27 235V234H26ZM47 235V234H46ZM78 235V234H77ZM83 235H84V232H83ZM90 235V234H89ZM51 236V235H50ZM50 236H47V238L48 237H50ZM55 236V235H54ZM61 236V235H60ZM64 236V235H63ZM80 236V235H79ZM93 236V235H92ZM174 236V235H173ZM53 237V236H52ZM51 237V238H52ZM66 237V236H65ZM69 237V238H68ZM86 237V236H85ZM110 237H112V235L110 236ZM110 237H108V239L110 238ZM40 238V237H39ZM38 238V239H39ZM43 238V237H42ZM42 238H40V239H42ZM50 238V239H51ZM90 238H91V236H90ZM89 238V239H90ZM100 238V237H99ZM45 239H46V237H45ZM44 239V240H45ZM81 239V238H80ZM79 239V240H80ZM88 239V240H89ZM92 239H93V237H92ZM90 239L89 241H90V243L92 244V246H94L96 249H97V251H96V249H95V251H93V254H96V255H94L93 256V254H92V256H90V257H92V261L94 262V264H101L100 263V257H103L102 255L104 254L103 252H106V251H102V249H103V247L101 246V244L103 243H100V245L99 246H96L97 244H95V240L93 239ZM49 240V239H48ZM87 240V241H88ZM99 240V239H98ZM106 240V239H105ZM104 239H103V241H105ZM122 240V239H121ZM41 241V240H40ZM52 241V240H51ZM70 241H72V243H70ZM95 241V242H94ZM42 242H43V240H42ZM78 242V241H77ZM76 242V243H77ZM45 243H47V242H45ZM48 243H50V242H48ZM90 243H89V245H90ZM150 243V242H149ZM51 244V243H50ZM54 244V243H53ZM62 245H63V241H62V243H61ZM47 245V244H46ZM45 245V246H46ZM55 245V244H54ZM86 245H87V243H86ZM31 246V245H30ZM91 246V245H90ZM91 246V247H92ZM104 246V245H103ZM150 246V245H149ZM39 247L41 248L42 246L41 245H39ZM53 247V248H52ZM89 247V246H88ZM108 247V246H107ZM107 247H104V249H106ZM151 247V246H150ZM44 248H46V247H44ZM42 249H43V247H42ZM42 249H40V251L42 250ZM83 249V248H82ZM86 249V248H85ZM43 250H45L46 251V249H43ZM156 250V249H155ZM40 251H38V253L40 252ZM79 251H81V248H80V250ZM86 251V250H85ZM89 251V250H88ZM36 252V251H35ZM91 252V251H90ZM41 253V252H40ZM39 253V254H40ZM88 253V252H87ZM42 254V253H41ZM61 254V255H60ZM107 255L105 254V257H106ZM158 256V255H157ZM157 256L155 257L154 256V252L152 251V248H149L148 247V257L150 258V259H152V263L151 264H165V262L164 261H162V260H160L159 259V256H158V258H157ZM42 257V256H41ZM175 257V256H174ZM50 258V257H49ZM177 258V257H176ZM50 259V260H51ZM78 259V258H77ZM102 259V258H101ZM106 259V258H105ZM172 259V258H171ZM79 261H80V259H78ZM102 260H104V259H102ZM102 260H101V262H102ZM108 260V259H107ZM55 261V262H54ZM174 261H175V259H174ZM81 262V261H80ZM105 262V261H104ZM141 262V261H140ZM176 262V261H175ZM186 262V261H185ZM108 263V262H107ZM109 263H111L110 261H109ZM150 263V262H149ZM44 264V263H43ZM60 264H61V262H60ZM65 264V263H64ZM91 264V263H90Z\"/></svg>", "mask_w": 264, "mask_h": 264}]
</instances>
